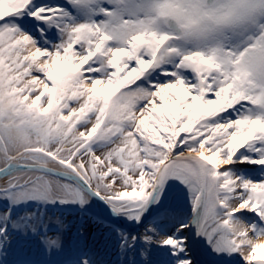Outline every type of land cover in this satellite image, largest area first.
Wrapping results in <instances>:
<instances>
[{
	"label": "snow or ice",
	"instance_id": "obj_1",
	"mask_svg": "<svg viewBox=\"0 0 264 264\" xmlns=\"http://www.w3.org/2000/svg\"><path fill=\"white\" fill-rule=\"evenodd\" d=\"M0 264H264V0H0Z\"/></svg>",
	"mask_w": 264,
	"mask_h": 264
},
{
	"label": "rangeland",
	"instance_id": "obj_2",
	"mask_svg": "<svg viewBox=\"0 0 264 264\" xmlns=\"http://www.w3.org/2000/svg\"><path fill=\"white\" fill-rule=\"evenodd\" d=\"M68 219H69V221H74V225H75V226H72L71 231L69 232V240H75L76 239V236H75L76 226H78L79 220L78 219L74 220L73 215H69ZM89 240L91 241V237H89ZM204 257H206V256H204ZM40 258L41 259H52L53 257H49L45 253H41ZM56 259H59V257H56ZM206 259L209 260L210 258L206 257Z\"/></svg>",
	"mask_w": 264,
	"mask_h": 264
},
{
	"label": "water",
	"instance_id": "obj_3",
	"mask_svg": "<svg viewBox=\"0 0 264 264\" xmlns=\"http://www.w3.org/2000/svg\"><path fill=\"white\" fill-rule=\"evenodd\" d=\"M200 258H201L202 262H206V260H204V259H203L202 255H201V257H200Z\"/></svg>",
	"mask_w": 264,
	"mask_h": 264
},
{
	"label": "bare ground",
	"instance_id": "obj_4",
	"mask_svg": "<svg viewBox=\"0 0 264 264\" xmlns=\"http://www.w3.org/2000/svg\"><path fill=\"white\" fill-rule=\"evenodd\" d=\"M202 257H203L204 260L208 261V259H206V257H204L203 255H202Z\"/></svg>",
	"mask_w": 264,
	"mask_h": 264
}]
</instances>
